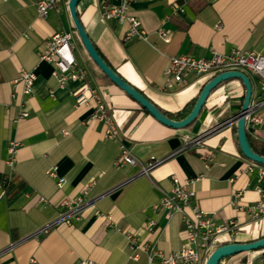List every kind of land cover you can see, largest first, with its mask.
Masks as SVG:
<instances>
[{"label": "crops", "instance_id": "crops-1", "mask_svg": "<svg viewBox=\"0 0 264 264\" xmlns=\"http://www.w3.org/2000/svg\"><path fill=\"white\" fill-rule=\"evenodd\" d=\"M102 1L79 0L77 4L88 38L113 71L168 115L176 116L188 108L210 79L191 78L181 87L174 84L171 90L161 91L170 57L209 59L212 51L228 54L238 49L264 58V0H135L131 14L140 22L147 41L130 42L123 40L124 24L104 20ZM36 3L0 0V264H147L144 252L137 260L130 259L125 233L139 231L149 220L156 227L139 233L142 242H155L165 255L179 251L185 240L181 217L168 219L163 209H153L164 193L173 190L171 175L191 181L192 203L212 215L216 224L237 220L239 229L223 237L224 244L264 238V216L256 219L248 209L259 200L257 190H264V176L260 177L257 169L246 170L252 162L239 149L235 124L184 147L185 141L240 112L242 83L237 79L223 82L210 93L191 125L169 128L113 85L89 58L74 30L68 0L61 2L59 12L50 11L45 19L38 18ZM173 6L182 13L173 14ZM60 31L72 34L77 62L106 105L119 130V140L106 138L103 124L90 119L92 104L75 105L72 93L82 83L70 82L60 89L51 76L53 65L40 60L45 42ZM159 31L169 40L164 41ZM21 72L36 75L29 96L15 83ZM245 74L252 87L250 102H257L262 97L258 79ZM21 111L28 116L17 120ZM257 115L264 119V108ZM247 134L254 146L264 150V125L256 133L247 127ZM13 140L19 147L10 167L7 150ZM120 143L136 158L137 165L113 166L120 155ZM151 159L163 161L148 174H140ZM53 167L65 180L62 189L47 175ZM13 179L21 182L22 188L10 196L3 185ZM91 180L95 186L80 218L42 233L63 213L60 200L78 195ZM186 212L190 213L189 209ZM263 256L252 251L222 262L255 264Z\"/></svg>", "mask_w": 264, "mask_h": 264}, {"label": "built area", "instance_id": "built-area-1", "mask_svg": "<svg viewBox=\"0 0 264 264\" xmlns=\"http://www.w3.org/2000/svg\"><path fill=\"white\" fill-rule=\"evenodd\" d=\"M6 1V0H2ZM63 0H37L36 9L39 19H45L50 11L59 12V5ZM135 0H112L100 3L101 15L106 21H116L124 24L126 30L123 40L130 42L133 40L147 41L146 33L140 28V22L131 14V8ZM173 14L182 13V9L176 6L172 8ZM159 36L168 41L165 33L159 31ZM40 60L53 65L51 76L56 80L58 87L64 89L70 82H81L82 86L72 93L75 105H93L90 119L103 124L105 137L111 140H119L120 133L107 111L106 105L100 100L99 93L87 82V73L82 69L75 57L73 36L69 31H60L52 34L45 42L44 49L40 54ZM228 71H239L249 73L258 79L262 97L257 102H250L248 114L246 116V129L258 132L264 125V119L257 115V112L264 108V58L262 55L231 50L228 54L212 51L209 59H198L188 55L170 57L164 71V84L161 91H169L176 84L181 87L189 79L212 78L220 73ZM36 80L34 72H21L19 79L15 82L22 86V94L29 96L33 92V85ZM28 116L26 111H21L17 120ZM63 132V135H66ZM202 137L185 141V146H189L201 140ZM19 143L15 140L8 145V165L12 167ZM163 160L151 159L147 165L142 166L140 174H148L151 169L162 163ZM138 164L136 158L129 150L120 143V155L113 163L115 168L125 165L135 166ZM257 169L260 177L264 176V168L255 163H250L246 170L253 172ZM47 175L56 180L58 189H62L65 183L63 178L58 177L55 167L47 171ZM174 184L170 193H164L154 210L163 209L168 219L174 215H179L182 219L185 240L181 249L177 252L165 255L156 248V243L145 244L140 239L139 233L152 232L156 223L152 220L145 222L139 231H128L125 233L128 247L131 251L130 259L137 260L141 252L146 253L147 264H205L210 253L218 246L224 244L223 237H228L237 232L239 224L237 220L231 219L222 225L216 224L212 215L199 209L193 204L194 192L189 189L191 181L180 180L176 175L170 176ZM95 186V181L87 182L81 192L74 197H64L60 200L59 206L63 208V213L53 223L44 227L41 232L46 233L49 228L59 224H71V219L78 220L80 211L87 203V196ZM259 200L248 209L254 218L264 216V190H257ZM238 197V195H236ZM189 209L190 213L186 212ZM121 231L119 228H116ZM81 264H92L83 262ZM220 264H223L221 261ZM255 264H264V256Z\"/></svg>", "mask_w": 264, "mask_h": 264}, {"label": "water", "instance_id": "water-1", "mask_svg": "<svg viewBox=\"0 0 264 264\" xmlns=\"http://www.w3.org/2000/svg\"><path fill=\"white\" fill-rule=\"evenodd\" d=\"M79 0H68L67 6L69 14L74 26V30L89 58L98 67V69L108 78V80L115 85L118 89L123 91L131 97L142 109L151 115L159 123L173 129H184L191 125L199 116L202 108L204 107L210 93L223 82L228 80L237 79L244 86V97L240 112L233 118L227 120L221 125L208 130L199 137H205L219 128H222L230 123L236 126V138L239 149L242 155L252 163L264 166V156L256 154L248 141L246 129V116L248 114L249 105L251 101L252 87L248 76L239 71H228L220 73L210 78L203 86L200 94L198 95L189 114L181 120H173L163 114L153 103L145 98L140 92L125 82L115 71H113L101 58L92 42L88 38L85 30L83 29L77 13V4ZM264 249V238L248 243H229L222 244L215 248L205 261V264H220L223 259L232 257L237 254L247 253Z\"/></svg>", "mask_w": 264, "mask_h": 264}, {"label": "trees", "instance_id": "trees-1", "mask_svg": "<svg viewBox=\"0 0 264 264\" xmlns=\"http://www.w3.org/2000/svg\"><path fill=\"white\" fill-rule=\"evenodd\" d=\"M195 101L193 103H191L188 108L184 109L182 112L178 113L176 116H171V115H168V114L163 113V112L162 113L165 114L168 118H171V119H176V120L184 119L189 114V112L191 111ZM247 136H248V134H247ZM248 141L250 143V146H251L252 150L256 154L264 156V150H261L260 148H257L256 146H254V144L250 140L249 136H248ZM3 187L5 189V192L8 195L14 196L15 194H17L21 190L22 184L18 180L13 179L11 181L5 182ZM253 252H260V254L262 255V254H264V249H259V250L253 251Z\"/></svg>", "mask_w": 264, "mask_h": 264}, {"label": "rangeland", "instance_id": "rangeland-1", "mask_svg": "<svg viewBox=\"0 0 264 264\" xmlns=\"http://www.w3.org/2000/svg\"><path fill=\"white\" fill-rule=\"evenodd\" d=\"M247 73V72H246ZM249 75V73H247Z\"/></svg>", "mask_w": 264, "mask_h": 264}]
</instances>
